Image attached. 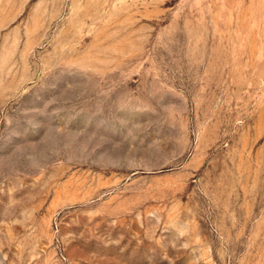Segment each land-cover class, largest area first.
<instances>
[{
    "label": "rangeland",
    "instance_id": "rangeland-1",
    "mask_svg": "<svg viewBox=\"0 0 264 264\" xmlns=\"http://www.w3.org/2000/svg\"><path fill=\"white\" fill-rule=\"evenodd\" d=\"M0 264H264V0H0Z\"/></svg>",
    "mask_w": 264,
    "mask_h": 264
}]
</instances>
